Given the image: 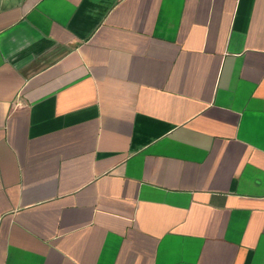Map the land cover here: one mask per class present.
Instances as JSON below:
<instances>
[{"label": "crops", "instance_id": "1", "mask_svg": "<svg viewBox=\"0 0 264 264\" xmlns=\"http://www.w3.org/2000/svg\"><path fill=\"white\" fill-rule=\"evenodd\" d=\"M0 264H264V0H0Z\"/></svg>", "mask_w": 264, "mask_h": 264}]
</instances>
